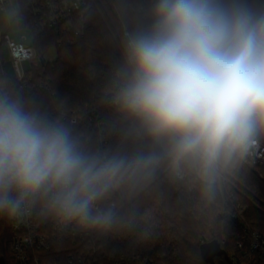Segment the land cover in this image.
I'll return each instance as SVG.
<instances>
[{
  "label": "clouds",
  "instance_id": "obj_1",
  "mask_svg": "<svg viewBox=\"0 0 264 264\" xmlns=\"http://www.w3.org/2000/svg\"><path fill=\"white\" fill-rule=\"evenodd\" d=\"M118 47L102 102L130 148H88L0 85V219L35 210L59 227L120 231L133 221L117 193L167 170L214 200L217 180L264 141V0H146Z\"/></svg>",
  "mask_w": 264,
  "mask_h": 264
},
{
  "label": "trees",
  "instance_id": "obj_2",
  "mask_svg": "<svg viewBox=\"0 0 264 264\" xmlns=\"http://www.w3.org/2000/svg\"><path fill=\"white\" fill-rule=\"evenodd\" d=\"M19 1L20 27L32 29L42 62L35 69V80L31 84L19 86L11 81L8 88L35 101L51 116L62 118L88 148L99 150L100 135L93 124L97 117L105 122L109 151L118 146L130 148L128 144L121 145L118 116L102 102L111 70L119 60V47L102 17L93 12L87 35L78 44L57 48V59L49 62L44 54L53 46L54 38L34 31L27 0ZM131 2L133 0L122 3V16L128 27L140 16L130 13ZM74 110L81 115L78 123H72L69 118ZM261 170L264 173V166ZM231 174L264 202V177L255 169L242 165ZM201 188L200 182L189 175L179 180L169 171L160 170L150 183L135 192L117 193L114 200L121 213L133 222L123 230L97 234L103 250L110 255L127 252L147 257L156 264H210L200 252L201 238L207 237L220 242L226 238L228 242L223 246L231 253L235 250L239 227L230 221L225 223L221 217L224 205L218 184L215 199L211 201L202 196ZM233 199L245 205L249 225L264 234V211L255 207L249 198L237 194ZM10 225L11 219H0V258L8 264L11 262ZM215 261L228 264L224 256H217Z\"/></svg>",
  "mask_w": 264,
  "mask_h": 264
},
{
  "label": "built area",
  "instance_id": "obj_3",
  "mask_svg": "<svg viewBox=\"0 0 264 264\" xmlns=\"http://www.w3.org/2000/svg\"><path fill=\"white\" fill-rule=\"evenodd\" d=\"M145 4L146 0H133L129 6L130 13L141 15ZM27 5L34 31L39 35H52V47L56 48L78 44L87 35L89 19L95 11L104 19L117 45L129 28L122 16V5L116 0H27ZM10 7L9 1L0 0V14L7 15ZM20 17L22 20L21 11ZM0 45V85L8 87L11 81L19 86L31 84L35 80V69L42 62L33 38L25 34L13 37L9 32H0ZM40 83L43 85L45 82L42 80ZM69 118L72 123H78L81 115L74 110ZM104 123L102 118L93 119L95 130L100 135L98 151L101 152L109 151ZM243 165L255 169L260 177H264L261 170L264 166V141ZM176 177L185 180L188 175ZM216 184L223 196L221 217H227L239 227L235 250L227 252L228 257L233 264H264V234L249 225L245 205L233 198L237 194L249 198L262 211L264 202L231 173L223 174ZM10 227V264H156L147 257L127 252L110 255L103 250L97 233L83 232L71 226L59 227L50 220H42L35 210L11 219ZM210 240L203 237L201 244ZM226 242V238L220 242L223 248Z\"/></svg>",
  "mask_w": 264,
  "mask_h": 264
},
{
  "label": "rangeland",
  "instance_id": "obj_4",
  "mask_svg": "<svg viewBox=\"0 0 264 264\" xmlns=\"http://www.w3.org/2000/svg\"><path fill=\"white\" fill-rule=\"evenodd\" d=\"M7 1H9L11 4V7H10L11 11L7 13V15L6 13L0 14V32H5V31L9 32L12 34L13 37H20L21 35L25 34V35H28L30 39L34 38L32 29H29L28 27H27L28 29H25L22 26L20 27V23H19L21 20V17H20L21 10L19 6L20 1L19 0H7ZM125 1L127 0H124V2ZM119 5H122L121 1H119ZM113 38H114V35H113ZM0 53H1V45H0ZM57 56H58V49L56 47H51L44 54V58L47 61H54L55 59H57Z\"/></svg>",
  "mask_w": 264,
  "mask_h": 264
},
{
  "label": "water",
  "instance_id": "obj_5",
  "mask_svg": "<svg viewBox=\"0 0 264 264\" xmlns=\"http://www.w3.org/2000/svg\"><path fill=\"white\" fill-rule=\"evenodd\" d=\"M200 252L203 259L210 264H217L215 258L217 256H224L229 264H233L225 248H223L218 239H212L206 243L201 244ZM0 264H6L4 258H0Z\"/></svg>",
  "mask_w": 264,
  "mask_h": 264
}]
</instances>
